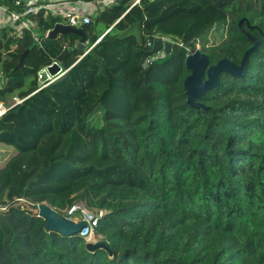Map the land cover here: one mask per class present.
Segmentation results:
<instances>
[{"label":"trees","instance_id":"trees-1","mask_svg":"<svg viewBox=\"0 0 264 264\" xmlns=\"http://www.w3.org/2000/svg\"><path fill=\"white\" fill-rule=\"evenodd\" d=\"M135 1L117 0L82 27L86 51L119 21L82 60L78 36H47L60 20L47 11L29 14L21 33L0 28V103L38 91L39 73L65 49L64 78L90 58L104 69L93 56L102 45L117 55L99 81L92 64L83 95L67 96L74 113L54 104L59 118L31 147L0 141V203L26 198L61 216L76 203L101 211L95 235L108 249L48 233L44 219L14 208L0 218V264H264V0ZM0 5L27 9L17 0ZM156 35L173 41L172 53L145 67ZM249 35L260 45L248 74H223L202 107L189 106L188 50L200 46L211 65H240L254 46ZM19 106L0 117V136H9Z\"/></svg>","mask_w":264,"mask_h":264},{"label":"water","instance_id":"water-1","mask_svg":"<svg viewBox=\"0 0 264 264\" xmlns=\"http://www.w3.org/2000/svg\"><path fill=\"white\" fill-rule=\"evenodd\" d=\"M244 21L246 20L240 21V27H242ZM68 34H73L80 38L75 42V46L78 47L80 53H84L87 35L85 34L83 28H73L62 24H56L54 29L48 34V37L54 40L60 35ZM249 38L254 41V46L246 51L240 65H237L228 59H223L217 64L211 65L210 58L206 54L202 53L200 49L190 51L186 59V67L190 72V75L184 81V89L186 91L187 103L189 106L192 108L202 107L203 105L200 104L198 100L220 86V77L223 74H228L233 78H244L248 74L250 58L252 54L258 50L260 45L259 41L254 37L249 35ZM162 46V40L160 38H156L154 41L153 52L161 50ZM165 50L168 55H170L173 50V45L171 43H166ZM68 52L69 50L65 49L56 62L46 67L39 73L38 90H42L48 85L61 79L66 74L68 67L64 63V58ZM28 54L29 50L25 51L20 56V62L16 69L24 67V62ZM40 215L45 220V227L48 233H58L64 237L79 235L82 229L86 226L83 222L76 224L67 221L63 216L59 215L48 205H42L40 207ZM100 248L108 249V247L103 243H88V249L91 251H95Z\"/></svg>","mask_w":264,"mask_h":264},{"label":"built area","instance_id":"built-area-1","mask_svg":"<svg viewBox=\"0 0 264 264\" xmlns=\"http://www.w3.org/2000/svg\"><path fill=\"white\" fill-rule=\"evenodd\" d=\"M65 1L72 3L74 6V10H63L62 7H56L57 5H59V3H62V0H17V5H20L21 3H25L27 5V9L23 13L10 12L7 6L0 5V28L8 26L14 29H18V32L21 33V31H23L24 29H30L31 27L29 22L26 20L27 16L29 14L38 13L39 11H47L55 17H59L60 20L58 24L73 28H82L83 26L91 25L94 22V18L96 17L95 13L97 11L103 9L107 5L113 4L117 0ZM140 2L141 0H136L134 6L140 4ZM118 23L119 21H117L113 26H111L100 36H98L94 45L84 52V55L80 58V60L83 59L87 54H89L98 44H100L103 39L113 31L114 27ZM156 38H160L162 40V49L157 52H153V55L146 60L145 67H148V65L156 61L164 60L168 55L165 50V44L171 43L173 45V41L169 37L156 35L155 39ZM148 45L153 48L154 41L149 42ZM197 49H200V47L198 46ZM190 51H192V49L188 50L189 53ZM4 106V103L0 104V117H2L8 111ZM42 205L45 204H34L26 198H14L10 202L0 203V218L12 209L18 208L29 214H33V216H37L38 218L43 219V217L40 215V207ZM63 217L67 221L72 223H85L86 226L79 233V236L84 238L87 242H90L89 240L93 239L95 236V228L98 226L100 218L103 217V212H92L88 210L86 206L84 207L82 203H76L71 208H68L63 212Z\"/></svg>","mask_w":264,"mask_h":264},{"label":"rangeland","instance_id":"rangeland-1","mask_svg":"<svg viewBox=\"0 0 264 264\" xmlns=\"http://www.w3.org/2000/svg\"><path fill=\"white\" fill-rule=\"evenodd\" d=\"M101 32L102 29L100 28L98 30V33ZM128 33L139 36V30L137 29H130ZM219 42V39L211 37V44H217ZM122 53L124 57L125 52L123 51ZM122 53L118 55L120 59ZM93 56H95L98 60L106 63V67H110V63L113 62L114 64H116L115 61L117 60V55L114 56L111 52H109L107 45H102L101 47L97 48ZM92 64V59H88L86 64H83L77 69L73 70L67 77H63L56 85H54L52 89H49L47 93L53 91L51 96L52 98H50L49 101H45L46 98L44 99L45 96H47L48 98L50 97V95L47 93H43L45 94V96L38 95L34 99L29 100V98H31L39 90L28 96L26 99H22L20 97V94L8 97L6 102L4 103V107L6 108V110L14 108L18 105L20 106L16 111V114L12 116V129L10 130V134L7 133L9 136H7L6 134L1 135L0 141H12L10 140L11 137L14 141H12L13 143L21 146L23 145L26 147H31L32 142H35V140L37 141V139L39 138V134L41 133V130H43L44 124L48 123V125L50 126L51 121L54 122V120H57L59 118V115L57 113H52V110H54V104H57V106H63L73 112L74 104L69 102L67 96L72 95L74 97H78L84 94L85 89H87L86 79L89 78L91 71H93ZM106 67L102 69V66L100 65L99 68L94 66V69L96 71V74L94 76L98 79V81L99 77L103 75ZM90 90H93L90 101L91 104H94L95 99L93 97V94L100 93L101 87L94 86L93 89L90 88ZM46 104L49 106V108H51V110L45 113ZM83 206L85 207L84 204ZM89 241L90 243H97L98 238L95 235L94 238Z\"/></svg>","mask_w":264,"mask_h":264},{"label":"crops","instance_id":"crops-1","mask_svg":"<svg viewBox=\"0 0 264 264\" xmlns=\"http://www.w3.org/2000/svg\"><path fill=\"white\" fill-rule=\"evenodd\" d=\"M51 1H55V0H51ZM61 4H62V6H61ZM56 7H59V8L62 7L63 10H74L73 4L69 3L65 0H62V3H59V5H57Z\"/></svg>","mask_w":264,"mask_h":264}]
</instances>
